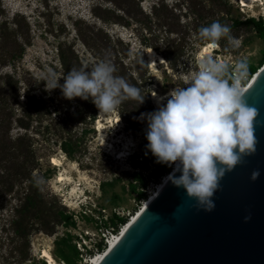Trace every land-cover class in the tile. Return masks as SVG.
<instances>
[{
	"label": "rangeland",
	"instance_id": "obj_1",
	"mask_svg": "<svg viewBox=\"0 0 264 264\" xmlns=\"http://www.w3.org/2000/svg\"><path fill=\"white\" fill-rule=\"evenodd\" d=\"M240 2L0 0V95L5 102L0 175L8 182L1 189L0 178V264H50L41 258L44 250L64 264L57 249L68 252L67 236L79 252L76 264H90L105 250L103 236L112 231V215L129 221L163 179L150 177L156 157L146 147L147 119L141 114L166 104L158 100L170 90L189 87L185 82L204 56L233 67L238 60L262 66L264 40L232 22L255 18L264 23V0L246 8ZM214 21L231 28L239 47L222 38L216 48H207L198 30ZM147 48L169 61L164 58L154 70ZM63 57L68 68L88 71L110 60L114 75L139 88L144 103L129 99L111 113H100L91 97L68 100L60 88L46 90L50 72L64 83ZM146 154L152 158L148 164ZM53 159L61 166H54ZM60 175L62 182L57 181ZM38 178L43 181L39 185ZM138 192L146 199L138 198Z\"/></svg>",
	"mask_w": 264,
	"mask_h": 264
},
{
	"label": "clouds",
	"instance_id": "obj_2",
	"mask_svg": "<svg viewBox=\"0 0 264 264\" xmlns=\"http://www.w3.org/2000/svg\"><path fill=\"white\" fill-rule=\"evenodd\" d=\"M198 37L207 42L208 49L216 48L222 38L232 48L240 44L231 35V28L219 21L201 26ZM198 69L185 82L189 87L170 90L158 100L159 104L166 99V104L156 111L142 113L140 119H147L146 147L156 162L175 164L168 179L177 188L185 189L187 196L195 199L196 207L211 212L221 179L245 163V157L256 153L254 125L259 112L244 98L246 60H238L233 67L208 55L198 60ZM115 72L110 60H101L90 71L73 67L63 77V84L50 72L44 79L45 88H60L68 100L91 97L100 113H111L129 99L143 104L145 95L141 90L124 77L114 75ZM175 172L181 174L176 176ZM259 176V170H254L250 179L255 181ZM42 182V178L36 180L38 185ZM249 219L250 216L245 217V221Z\"/></svg>",
	"mask_w": 264,
	"mask_h": 264
},
{
	"label": "water",
	"instance_id": "obj_3",
	"mask_svg": "<svg viewBox=\"0 0 264 264\" xmlns=\"http://www.w3.org/2000/svg\"><path fill=\"white\" fill-rule=\"evenodd\" d=\"M260 68L244 89L259 112L257 150L221 179L214 210L196 207L169 180L101 264H264V63ZM254 170L260 176L252 181Z\"/></svg>",
	"mask_w": 264,
	"mask_h": 264
},
{
	"label": "trees",
	"instance_id": "obj_4",
	"mask_svg": "<svg viewBox=\"0 0 264 264\" xmlns=\"http://www.w3.org/2000/svg\"><path fill=\"white\" fill-rule=\"evenodd\" d=\"M232 25L235 26V27L242 26V25L250 27L251 29H253L257 33V35L262 40H264V23L262 22V20H255V18H248V19H246L244 21L233 20ZM164 58L167 59V61H169L166 56H164ZM62 62H63V65L65 66V69H67V73H68L70 71V69H72V68H68V64L66 63L64 57L62 58ZM261 63H264V60ZM78 69H80V68H78ZM258 70H259V68H253L251 66H248V72H249L248 73V79H251L252 75L254 73L256 74ZM246 84L243 83V85H246ZM4 104H5V102L2 99V96L0 95V109H1V111L4 110ZM4 124H5L4 120L0 121V125H4ZM62 149H63V151L65 153L68 154V152L66 151L65 148H62ZM151 160H152V158L150 157V155L146 154L145 155V164H148ZM171 166L173 167V165H171ZM171 166H169L167 164L157 163L156 159H155L154 160V167L155 168L150 172V177L152 179H154V180H158L159 179V182H160V180L162 178H164L166 175H168L171 172L170 171ZM5 176L0 175V178H1V189H3L2 185L4 184V182L8 183L6 180L5 181L3 180V178ZM140 185H141L142 188L146 187V184L143 181H141ZM8 189H9V186H8ZM137 197L138 198H144L145 194L143 192H138L137 193ZM146 197H145V199H146ZM0 199H1V196H0ZM2 206H3L2 202H0V210L2 209ZM63 219H64L65 223L73 225V222L71 221V218L69 216H63ZM109 221H110V224H109L110 226L109 227L114 232H116L118 230L119 227L116 228L117 226H120V225L123 226L127 222V220H125L123 218H120V217H118V216H116L114 214L112 215V217L110 218ZM114 228H116V229H114ZM69 237L70 236H67V239H63V241L65 243H67L68 252L66 253L62 249H57V251H58L57 257L59 259H61V261L64 264H76L77 260L79 259L78 258L79 252L76 250L75 246H73V245L68 243ZM98 249L100 250L101 247L98 246Z\"/></svg>",
	"mask_w": 264,
	"mask_h": 264
},
{
	"label": "bare ground",
	"instance_id": "obj_5",
	"mask_svg": "<svg viewBox=\"0 0 264 264\" xmlns=\"http://www.w3.org/2000/svg\"><path fill=\"white\" fill-rule=\"evenodd\" d=\"M253 1H255V0H241L240 4L243 7L246 8V7H250V3L253 2ZM145 54H146V58L148 59V61L150 63V67L154 68V70L156 69V64L165 63V59L161 55H159L155 50H153L151 48H147L146 51H145ZM260 70H261V68H259V71ZM257 73L255 74V76L257 75ZM248 82L250 83V81H248ZM247 85H242L243 90L245 89V87ZM99 129H100L99 130V132H100L99 135L101 136V134H102V131H101L102 126L99 125ZM121 157H123V156H121ZM52 164L54 166H61V162L58 161V159L57 160L53 159L52 160ZM174 169H175V164H173L171 172L168 175H166L161 180V182L159 184H157V186L154 188V190L150 193L149 197L144 201L143 206L136 213H134L131 216L129 221H127L121 227L120 232L117 235L114 234L112 236V238L107 240V242H106L107 246H106L105 250L103 252H98L97 254L92 256V258L90 260V264H101L106 259V257L111 252V250H113L119 244L120 240H122V238L125 236V234H127V232L132 228V226L138 221L140 216L145 212V210L152 203V201L155 199V197L159 194V192L162 190V188L165 186V184L169 181L168 177L173 173ZM64 180H65V178L63 177V175H60L58 177V179H57L58 182H62ZM41 258L45 259V260H48V262L50 264H57V262H58V261L57 262L55 261V259L51 255V252H49L48 250H44L43 251Z\"/></svg>",
	"mask_w": 264,
	"mask_h": 264
},
{
	"label": "built area",
	"instance_id": "obj_6",
	"mask_svg": "<svg viewBox=\"0 0 264 264\" xmlns=\"http://www.w3.org/2000/svg\"><path fill=\"white\" fill-rule=\"evenodd\" d=\"M106 232H107V231H106ZM106 234H107V233H106ZM103 235H104V234H103ZM112 235H113V233H112V231H111V232H108L107 236H106V235L103 236V238H105V244H104V245H106L107 240H108Z\"/></svg>",
	"mask_w": 264,
	"mask_h": 264
}]
</instances>
